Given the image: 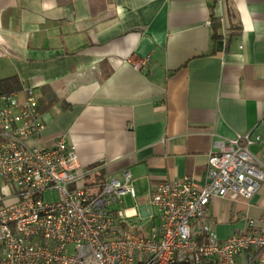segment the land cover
<instances>
[{
    "label": "crops",
    "instance_id": "crops-1",
    "mask_svg": "<svg viewBox=\"0 0 264 264\" xmlns=\"http://www.w3.org/2000/svg\"><path fill=\"white\" fill-rule=\"evenodd\" d=\"M29 89L43 130L27 144L73 146L72 186L89 195L127 170L147 207L158 184H204L213 144L264 119V0H0V94ZM263 210L264 180L250 200L214 198L206 214L225 239Z\"/></svg>",
    "mask_w": 264,
    "mask_h": 264
},
{
    "label": "built area",
    "instance_id": "built-area-1",
    "mask_svg": "<svg viewBox=\"0 0 264 264\" xmlns=\"http://www.w3.org/2000/svg\"><path fill=\"white\" fill-rule=\"evenodd\" d=\"M42 130L33 90L21 100L0 94V179L17 194L0 208V264H264V210L225 239L206 214L214 198L248 201L257 193L264 180V119L247 134L213 144L201 186L184 179L151 190L145 212L155 208L159 223L149 237L126 228L127 219L140 217L138 208L132 216L114 209L123 197L136 199L131 174L105 179L89 195L72 186L80 173L73 146L62 138L50 148L27 144ZM50 190L58 199L46 202Z\"/></svg>",
    "mask_w": 264,
    "mask_h": 264
},
{
    "label": "rangeland",
    "instance_id": "rangeland-1",
    "mask_svg": "<svg viewBox=\"0 0 264 264\" xmlns=\"http://www.w3.org/2000/svg\"><path fill=\"white\" fill-rule=\"evenodd\" d=\"M4 184L7 186L5 181L0 179V207H3V205H7V203H11L12 198L15 197V191L11 190L10 187L7 186V189L9 190L8 194L5 196V190H2V187ZM43 199L46 202H53L58 199L57 191L56 190H50L43 193ZM139 198L131 199L129 196L121 198V201L119 202L118 206L115 207V210H122V209H128V208H137L139 206ZM152 215L154 216V219L152 220ZM152 215H148L146 217H139V218H132L126 220V228L133 230L135 232H138L142 234L144 237H149L150 235V229L151 227L157 225L159 223L157 219V211L155 208H152Z\"/></svg>",
    "mask_w": 264,
    "mask_h": 264
},
{
    "label": "trees",
    "instance_id": "trees-1",
    "mask_svg": "<svg viewBox=\"0 0 264 264\" xmlns=\"http://www.w3.org/2000/svg\"><path fill=\"white\" fill-rule=\"evenodd\" d=\"M210 10H209V24L211 26V30H212V35H211V39L213 41L219 40L221 38V35L219 33L220 31V26L221 23L220 21L214 16L213 13V5L209 6ZM92 184L90 186H86L87 188H91V186L95 187V190L97 191L100 187V185L102 184V180L100 179H95L93 182H91ZM16 193H15V197H16ZM14 197V198H15Z\"/></svg>",
    "mask_w": 264,
    "mask_h": 264
},
{
    "label": "water",
    "instance_id": "water-1",
    "mask_svg": "<svg viewBox=\"0 0 264 264\" xmlns=\"http://www.w3.org/2000/svg\"><path fill=\"white\" fill-rule=\"evenodd\" d=\"M149 207L150 206H147V207L142 206V207L139 208L140 217H145L146 216L145 208L149 209Z\"/></svg>",
    "mask_w": 264,
    "mask_h": 264
}]
</instances>
